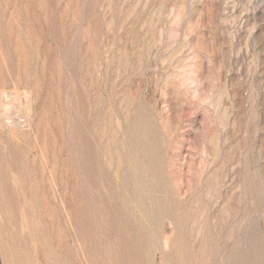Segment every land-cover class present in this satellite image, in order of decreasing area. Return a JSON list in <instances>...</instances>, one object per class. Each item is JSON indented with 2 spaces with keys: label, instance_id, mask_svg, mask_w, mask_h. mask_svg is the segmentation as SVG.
<instances>
[{
  "label": "rangeland",
  "instance_id": "obj_1",
  "mask_svg": "<svg viewBox=\"0 0 264 264\" xmlns=\"http://www.w3.org/2000/svg\"><path fill=\"white\" fill-rule=\"evenodd\" d=\"M0 264H264V0H0Z\"/></svg>",
  "mask_w": 264,
  "mask_h": 264
}]
</instances>
